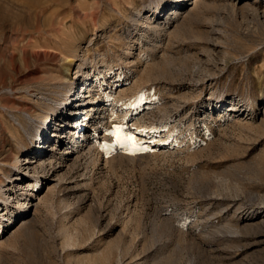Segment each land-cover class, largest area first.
<instances>
[{
  "label": "rangeland",
  "instance_id": "obj_1",
  "mask_svg": "<svg viewBox=\"0 0 264 264\" xmlns=\"http://www.w3.org/2000/svg\"><path fill=\"white\" fill-rule=\"evenodd\" d=\"M0 214V264H264V0H0Z\"/></svg>",
  "mask_w": 264,
  "mask_h": 264
},
{
  "label": "bare ground",
  "instance_id": "obj_2",
  "mask_svg": "<svg viewBox=\"0 0 264 264\" xmlns=\"http://www.w3.org/2000/svg\"><path fill=\"white\" fill-rule=\"evenodd\" d=\"M52 4V3H51ZM46 9V8H45ZM77 12V11H76ZM56 15V14H55ZM63 17V16H62ZM79 17V16H78ZM49 18V17H48ZM65 19V18H64ZM64 19L62 18V19H60L59 20V18H58V21H56V22H51L49 25H47L48 27H50V28H48L49 30H44V34H45V32L46 33H48V34H52V36L53 37H50V38H48L49 40V44H48V42H47V45L46 46H48V47H51L52 48V46L50 45V43L52 44V42H53V48L54 49H56V43L57 44H60V43H65V42H70L71 41V39H70V34L67 32V30L63 27L62 28V24L64 23ZM63 22V23H62ZM79 23V22H78ZM72 25V24H71ZM74 26V25H73ZM37 29V28H36ZM41 30H43V29H41V28H38L37 29V32L40 34L41 33ZM75 31V30H74ZM43 34V33H42ZM73 34V33H72ZM41 35V34H40ZM42 36V35H41ZM41 36H39V37H37L36 39H35V41H34V43H39V41L38 40H40V38H41ZM74 36V35H73ZM72 36V37H73ZM48 37H49V35H48ZM71 37V38H72ZM43 38H46V37H43ZM74 38V37H73ZM43 40H45V39H43ZM70 40V41H69ZM29 41V40H28ZM28 43H29V45H28ZM28 43H26L28 46H30V45H32L31 44V41L30 42H28ZM41 43V42H40ZM43 43V42H42ZM41 43V44H42ZM75 43H77V42H75ZM65 44H67V45H69L68 43H65ZM71 44V43H70ZM45 45V44H44ZM43 45V46H44ZM54 45H55V47H54ZM32 46H34V45H32ZM38 47H40V46H37V48ZM29 48V47H28ZM43 48V47H42ZM65 48V46L63 47V49ZM67 48V47H66ZM66 48L64 49V50H62V51H65L64 53H67L68 52V49H67V51H66ZM27 50V49H26ZM51 51V50H50ZM44 52V51H43ZM46 53V52H45ZM58 54V53H57ZM77 54V53H76ZM51 55V54H50ZM53 55V57L56 59V51H55V54L53 53L52 54ZM51 55V56H52ZM61 56V55H60ZM62 56H64L63 54H62ZM75 56V55H74ZM52 57V58H53ZM61 58V57H60ZM64 59H66L65 57H64ZM68 59V58H67ZM70 59H72V58H70ZM71 61V60H70ZM67 62V61H66ZM61 65V64H60ZM62 66V65H61ZM70 66V65H69ZM51 68H54V67H51ZM50 68V69H51ZM70 68V67H69ZM80 68V67H79ZM56 69V68H55ZM81 69V68H80ZM70 70V69H69ZM83 70V69H82ZM56 71V70H55ZM79 71V70H78ZM52 73V72H51ZM49 74V73H48ZM47 74V75H48ZM77 74V73H76ZM46 75V76H47ZM49 76H51L50 74H49ZM56 78H57V76L56 75H54L53 76V78L51 79V83H54L55 85H56ZM49 79V78H48ZM49 83V82H48ZM88 83V81H86V82H84V83H82L81 84V86H83L84 87V85L85 84H87ZM48 85V84H47ZM94 88V83H93V85H90L89 86V89H90V91H91V89H93ZM87 89V88H86ZM53 90V89H52ZM56 92V91H55ZM78 93V92H77ZM85 93H86V90H85ZM76 95V94H75ZM74 95V96H75ZM98 95V94H97ZM79 96H81V95H79ZM70 98H72V97H70ZM69 98V99H70ZM94 98V97H93ZM82 100H80V99H77L76 100V102H74L73 103V109H74V106H76V104L79 102H81ZM85 111L83 112V114H81L80 115V117H78V116H75V123H78V120L80 119V118H82L83 117V120L84 121H86V120H88V117H89V113H90V111L91 110H93V109H91L90 107L88 108H83ZM55 114V113H54ZM78 114V113H77ZM79 115V114H78ZM52 119V118H51ZM66 119V118H65ZM68 119V118H67ZM66 119V120H67ZM50 120V117H48L47 119H46V121L45 122H48ZM82 123H83V121H82ZM80 124L79 123V127H81V128H79V132H77V139H79L80 137H83V135L85 134L84 132H85V128H84V125L83 124ZM67 124V126L66 127H68L69 128V126L71 125L72 126V122H71V120H69V122H67L66 123ZM83 128L85 129L84 131H83ZM51 129H52V122H51V124H50V126H49V131H51ZM76 129H77V127H76ZM138 129V128H137ZM66 130V129H65ZM144 130V129H143ZM70 131V129H68V130H66V133L67 132H69ZM150 132H151V130H149ZM148 131V132H149ZM143 132V131H142ZM147 132V131H146ZM145 132V133H146ZM64 133V132H63ZM65 134V133H64ZM39 135H42V133H40ZM62 135V134H61ZM145 136H146V134H144ZM46 136V135H45ZM147 136H150V134H148L147 133ZM42 137V136H41ZM44 138H46V137H44ZM79 141V140H78ZM77 142V141H76ZM162 144V143H161ZM164 144V143H163ZM79 147V146H78ZM77 147V148H78ZM70 152H74V151H72V150H69ZM36 162V161H35ZM31 163H32V161H31ZM51 164V163H50ZM32 171V170H31ZM41 183L42 182H37L36 183V185H35V187H40L41 186ZM45 189H46V187H45ZM44 189V190H45ZM22 203V202H21ZM37 207V206H36ZM0 216L2 217V215L0 214ZM31 223V220L28 218V217H26V218H24L23 220H22V223L20 224V226H18V224L19 223H16V225H14L13 227H15V226H18V228L19 227H22L23 225H26L25 227H24V230H25V228H27L28 226H29V224ZM33 223V222H32ZM31 225V224H30ZM12 227V228H13Z\"/></svg>",
  "mask_w": 264,
  "mask_h": 264
},
{
  "label": "snow or ice",
  "instance_id": "obj_3",
  "mask_svg": "<svg viewBox=\"0 0 264 264\" xmlns=\"http://www.w3.org/2000/svg\"><path fill=\"white\" fill-rule=\"evenodd\" d=\"M121 132H122L121 128L116 126V127H114V131L111 133V135L117 136L119 138V137H121ZM126 139L131 140L132 138L127 137Z\"/></svg>",
  "mask_w": 264,
  "mask_h": 264
}]
</instances>
